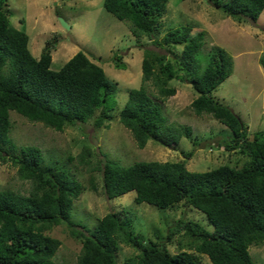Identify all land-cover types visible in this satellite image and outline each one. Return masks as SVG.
<instances>
[{"label":"trees","instance_id":"1","mask_svg":"<svg viewBox=\"0 0 264 264\" xmlns=\"http://www.w3.org/2000/svg\"><path fill=\"white\" fill-rule=\"evenodd\" d=\"M208 2L238 22L255 23L264 10V0ZM167 3L168 0H103V7L128 22L136 37L145 35L152 44L169 51L181 45L174 59L144 49L142 81L151 82L158 98L164 100L176 93V88L168 85L170 80H189L197 93L190 103L193 112L210 115L230 130V134L215 140V145L236 150L247 161L241 167L223 164L191 171L183 161L140 160L123 165L104 156L91 168L100 172L107 199L135 191L136 204L170 209L181 203L205 213L214 227L212 231L191 219L180 220L177 225L198 240L196 253L206 255L211 264H255L249 247L264 241V130L249 135L239 116L212 97V92L232 73V58L223 48L214 46L202 68L197 55L203 45V31L190 35L191 26L182 25L167 30L158 39ZM10 15L8 0H0V163L10 159L17 164V175L30 181L31 189L28 194L0 189V264H59L54 256L61 241L48 232L60 224H66L71 236L81 242L77 264H118L116 251L121 243L138 250L123 264H200L194 252L180 250L172 254L164 243L145 241L132 228L129 214L120 218L115 212H107L93 228L74 221L73 202L84 186L73 176L67 161L45 162L40 147L17 148L12 142V110L59 131L90 120L95 128L108 126L117 86L82 51L59 69H51L57 36L46 39L39 57H34L28 32L13 26ZM118 55L114 60L123 68ZM260 63L264 67V57ZM118 114L140 148L149 140L177 147L181 137L191 138L193 131L190 125L168 123L162 107L142 84L128 91ZM185 155L189 158L191 153ZM89 156L85 147L79 161L87 162L85 157ZM90 183L91 189L97 191L98 183L93 178Z\"/></svg>","mask_w":264,"mask_h":264},{"label":"rangeland","instance_id":"2","mask_svg":"<svg viewBox=\"0 0 264 264\" xmlns=\"http://www.w3.org/2000/svg\"><path fill=\"white\" fill-rule=\"evenodd\" d=\"M8 6L11 24L28 32L29 49L34 57H39L44 41L55 35L58 42L51 52V69H59L77 51H82L101 66L117 86L116 104L108 126L95 128L90 120L59 131L41 122L29 121L12 110L9 133L12 142L17 148L25 145L40 147L45 162L67 161L66 165L73 176L84 186L79 198L73 202L71 218L74 221L93 228L107 212H115L120 218L129 214L133 218L132 228L142 234L145 241L164 243L172 254L180 250L196 253L198 240L185 233L177 222L191 219L212 231L214 227L205 213L181 203L170 209L144 202L136 204L135 191L107 199L102 192L100 172L91 168L104 156L123 165L140 160L183 161L191 171H205L223 164L241 167L247 161L244 154L215 145L214 141L230 134V130L210 115H196L193 112L190 103L197 93L189 80H170L168 85L174 86L176 93L164 100L158 98L151 82L142 81L144 49L165 53L174 59V55L180 53L181 45L169 51L152 44L145 35L134 36L130 24L108 12L103 7V0H8ZM58 17H62L70 28L62 27ZM162 21L158 39L167 30L182 25L191 26L190 35L204 32L203 45L197 55L202 68L207 65L208 52L214 46L223 48L231 56V75L211 95L239 116L247 126L249 135L256 130H264V67L260 63L264 57V10L255 23L238 22L208 0H168ZM116 53L119 54L120 63L124 64L123 68L116 65ZM141 84L160 104L168 123L192 127L191 138L181 137L177 147H166L152 140L143 148L137 146L131 132L120 122L118 113L127 99L128 91ZM85 147L90 151V156L85 157L87 162H80L79 155ZM187 152L191 153L189 158L185 155ZM15 153L18 154L17 151ZM69 157L73 159L68 161ZM91 178L98 183L97 191L90 187ZM2 188L22 194H28L31 189L30 181L19 178L17 164L10 159L0 163ZM48 233L61 241L54 260L59 264H77L81 242L71 236L67 225L55 226ZM168 234H172L170 239H167ZM137 252L136 248L119 244L117 263L123 264L124 259ZM249 252L255 264H264V241L251 245ZM196 254L200 264H211L206 255Z\"/></svg>","mask_w":264,"mask_h":264},{"label":"water","instance_id":"3","mask_svg":"<svg viewBox=\"0 0 264 264\" xmlns=\"http://www.w3.org/2000/svg\"><path fill=\"white\" fill-rule=\"evenodd\" d=\"M58 20H59L62 27L66 28V29L70 28V26L67 24V22L62 17H58Z\"/></svg>","mask_w":264,"mask_h":264}]
</instances>
